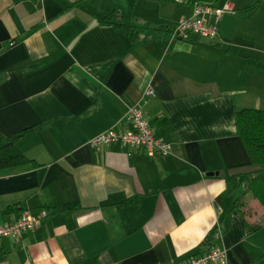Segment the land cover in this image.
I'll use <instances>...</instances> for the list:
<instances>
[{
    "label": "crops",
    "instance_id": "obj_1",
    "mask_svg": "<svg viewBox=\"0 0 264 264\" xmlns=\"http://www.w3.org/2000/svg\"><path fill=\"white\" fill-rule=\"evenodd\" d=\"M113 11L137 41L100 23ZM190 14L172 0H0V136L30 160L0 171V226L48 213L0 240V264H182L212 248L264 264V208L224 193L257 169L235 111L264 108V33L237 16L214 40L148 30ZM136 104L168 156L87 145L133 132L123 116Z\"/></svg>",
    "mask_w": 264,
    "mask_h": 264
},
{
    "label": "built area",
    "instance_id": "obj_2",
    "mask_svg": "<svg viewBox=\"0 0 264 264\" xmlns=\"http://www.w3.org/2000/svg\"><path fill=\"white\" fill-rule=\"evenodd\" d=\"M176 2L183 3V0H176ZM232 12V8L227 3L220 7L210 4H196L191 8L190 16L181 19L173 29L172 38L187 40L190 36L195 35L209 40L217 39L219 36V22L223 15ZM143 95L146 98L153 97L154 92L151 88H148ZM123 121L133 128V132H120L115 128L109 129L91 139L87 145L92 149H99L104 146L118 144L130 150L142 149L149 157H165L170 154L171 144L153 134L138 104L126 109ZM47 217L48 213L46 211H41L36 216L24 214L16 222L0 226V240L17 238L24 232L35 230ZM226 262V252L212 248L182 264H226Z\"/></svg>",
    "mask_w": 264,
    "mask_h": 264
},
{
    "label": "trees",
    "instance_id": "obj_3",
    "mask_svg": "<svg viewBox=\"0 0 264 264\" xmlns=\"http://www.w3.org/2000/svg\"><path fill=\"white\" fill-rule=\"evenodd\" d=\"M227 0H183V4L189 5L191 8L196 4H210L220 7ZM262 0L256 2L253 6L247 8L243 13L255 11ZM120 16L116 11L111 12L101 20L102 25H112L118 28L122 33L133 41L138 40L141 28L134 23H121ZM169 32L166 27L148 28V30ZM0 75V81L2 80ZM238 135L246 150L250 163L257 168L252 172H248L239 176H231L226 179V188L224 193L227 196L240 201L242 196L250 194L253 200H256L262 208H264V108L262 109H237L235 111ZM14 138L6 139L0 136V171L12 167L23 166L30 160L20 153L14 144ZM244 204H238L239 212L244 214ZM254 229V228H253Z\"/></svg>",
    "mask_w": 264,
    "mask_h": 264
},
{
    "label": "rangeland",
    "instance_id": "obj_4",
    "mask_svg": "<svg viewBox=\"0 0 264 264\" xmlns=\"http://www.w3.org/2000/svg\"><path fill=\"white\" fill-rule=\"evenodd\" d=\"M172 1L176 2V0H172ZM229 1L231 2L233 1L234 3L240 4V5H237V10H234V12L231 13L233 15H230V13H228V14L223 15L222 18L228 17V16H235V17L237 16V20L241 27L240 30H245L244 32L250 31L249 33L252 35L264 33V0H262V3L255 11L244 13V14L240 13L238 15L237 13H239L240 10H243L255 4L259 0H229ZM220 22L218 24L219 28H220Z\"/></svg>",
    "mask_w": 264,
    "mask_h": 264
}]
</instances>
